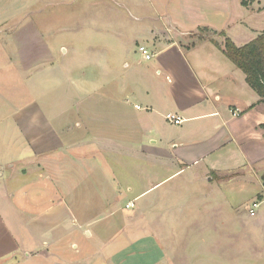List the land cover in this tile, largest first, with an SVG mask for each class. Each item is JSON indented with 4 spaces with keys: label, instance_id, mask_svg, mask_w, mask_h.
Masks as SVG:
<instances>
[{
    "label": "crops",
    "instance_id": "crops-1",
    "mask_svg": "<svg viewBox=\"0 0 264 264\" xmlns=\"http://www.w3.org/2000/svg\"><path fill=\"white\" fill-rule=\"evenodd\" d=\"M204 1L215 8L187 7L183 16L180 13L179 19L169 24L170 30L191 35L199 27H208L223 31L237 46L264 33V0H245L246 5H242L241 0ZM150 30L153 29L148 28L147 32ZM186 45L171 40L157 47L149 42L144 46L153 57L145 60L140 56L145 64L122 63L120 91L124 98H107L103 102L105 129L109 132L118 128L122 138L137 139L135 152L140 158L153 156L156 180L149 188L138 192L139 199L147 197L154 188L158 190L159 186L190 174L195 179L188 181L189 184L202 180L211 187L217 186L224 199V192L228 190L224 187L226 184L229 187L243 183L249 187L248 180H254L258 188L253 190L252 198L258 193L264 175V103H259V96L247 84L244 73L208 38L189 47ZM121 53L125 60L130 55ZM114 57L112 64H115ZM37 105L48 132L58 142L56 146L45 147L42 135L20 129L16 101L0 100V264H79L83 262L82 252L77 261L62 254L67 248L65 236L79 233L95 240L98 227L93 226L96 237L88 229L92 227L91 220L97 217L78 221L79 213L75 214L69 204L72 197L67 199V195L72 185L68 183L66 155L79 156L77 168L71 171L74 174L85 171L86 175L92 173L96 157L91 155L90 146L85 145L88 137L83 140L82 134L79 135L71 146L78 131L63 126L66 120L61 115L49 117L44 104ZM168 112L177 114L183 122L179 125L167 122L164 115ZM164 195L167 194L155 197V202L171 205V208L197 200L196 205L203 210L202 217L208 219L206 206L210 200L206 199L207 195H177L185 196L183 200ZM111 197L112 193L104 194L101 202H111ZM108 228L101 231L108 240L89 251L88 262H194L181 259L175 252L181 249L173 246V229L164 233L157 231L155 244L128 246L117 240L110 242L117 234L113 233L114 228ZM204 230L213 231L212 227ZM39 258L52 262H36ZM202 262L209 261L203 259Z\"/></svg>",
    "mask_w": 264,
    "mask_h": 264
},
{
    "label": "rangeland",
    "instance_id": "rangeland-1",
    "mask_svg": "<svg viewBox=\"0 0 264 264\" xmlns=\"http://www.w3.org/2000/svg\"><path fill=\"white\" fill-rule=\"evenodd\" d=\"M205 5L214 6L204 0H0V100L16 101L21 117L19 128L42 135L45 147H53L58 142L48 132L37 105L44 104L49 117L61 115L66 120L63 126L78 131L71 146L82 134L81 139L88 137L85 145L90 146L94 152L91 155L96 157L92 173L86 175L85 171L83 174L71 171L77 168L79 156L66 155L68 183L72 185L67 195V199L72 197L69 204L75 214L79 213L78 221L97 217L91 220L92 227L88 230L96 237L93 227L96 226L98 234L95 240L79 233L67 234V248L62 253L65 258L77 261L82 252L83 262L79 264H97L88 262L89 251L108 240L102 232L109 226L117 234L109 237V241L117 240L128 246L155 244L154 234L173 229V246L181 249L175 252L181 259L194 261L174 264H264L262 178L258 193L252 198L253 190L258 188L254 180H248L249 187L243 183L229 187L226 184L224 199L217 186L211 187L202 180L189 184L188 181L195 179L190 174L179 176L158 190L154 188L147 197L139 199L138 192L156 180L153 156L140 158L135 152L137 139L122 138L118 128L109 132L105 129L103 102L107 98H124L120 91L122 63L145 64L137 51L140 44L153 42L158 47L171 40L187 45L195 41L197 31L181 35L170 30L169 24L179 19L180 13L183 16L187 7L197 10L196 6ZM159 26V30L154 29ZM148 28L153 30L147 32ZM203 36L218 43L222 41L218 35ZM122 51L130 53L126 60ZM112 57L115 64L111 63ZM111 193V202H101L104 194ZM185 193L207 195L208 219L202 217L203 210L196 205L197 200L176 208L155 202V197L163 194L183 200L185 196L177 195ZM255 203H258L255 215L250 216L249 209ZM209 227L211 233L204 230ZM203 259L209 262H202ZM36 262L52 261L39 258Z\"/></svg>",
    "mask_w": 264,
    "mask_h": 264
},
{
    "label": "trees",
    "instance_id": "trees-1",
    "mask_svg": "<svg viewBox=\"0 0 264 264\" xmlns=\"http://www.w3.org/2000/svg\"><path fill=\"white\" fill-rule=\"evenodd\" d=\"M241 4L246 5L247 3L245 0H241ZM197 33V39L186 47L207 38L203 34L220 36L222 38L221 43L216 42L213 38L208 39L244 73L247 84L259 96V103H264V33H259L254 39L242 46L235 45L223 31L217 32L208 27H199ZM262 179L264 180V175Z\"/></svg>",
    "mask_w": 264,
    "mask_h": 264
},
{
    "label": "built area",
    "instance_id": "built-area-1",
    "mask_svg": "<svg viewBox=\"0 0 264 264\" xmlns=\"http://www.w3.org/2000/svg\"><path fill=\"white\" fill-rule=\"evenodd\" d=\"M137 51L143 56V58L145 60H149L151 59V57H153V54L149 52V50L144 46V45H139L137 47ZM135 108L139 109L140 107L135 105ZM164 118L167 122L171 123V124H174V125H179L183 122V119L178 116L177 114L175 113H172V112H168L164 115ZM133 204H131L132 206ZM258 207V203H255L253 205V207H251L249 209V215L250 216H254L255 215V211H256V208Z\"/></svg>",
    "mask_w": 264,
    "mask_h": 264
}]
</instances>
